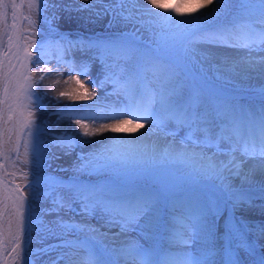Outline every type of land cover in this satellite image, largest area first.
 Segmentation results:
<instances>
[{
    "label": "rangeland",
    "instance_id": "1",
    "mask_svg": "<svg viewBox=\"0 0 264 264\" xmlns=\"http://www.w3.org/2000/svg\"><path fill=\"white\" fill-rule=\"evenodd\" d=\"M43 1L46 2L45 6L38 0V8L29 10L27 3L25 2L24 7L17 10L18 12L22 13L23 16H29L33 23L29 24L27 20L23 19L18 20V30L16 31L17 38H15L14 44H12V41H9V35H4L3 37V41L6 42L5 49L3 51L0 49V60L3 61L4 65L1 70L3 77L9 74L12 64H15L17 68H19L17 59L13 57L10 64L9 57L12 56V54H16L19 50L22 51L27 45L28 41L24 40L23 37H31V39L36 43L40 42L42 47H35V51L32 50L33 48L30 49L33 53H38V55H34L32 57L33 63H31L28 68L30 69L28 75L30 76V82L36 90L34 97L28 96L26 93H24L20 100H17L15 95L17 83L15 80L9 83L8 80L4 79L5 81L1 86L0 101L3 102L0 103V169H2V171L4 170L2 162L5 163L7 159L10 161V158H8L10 155L7 152L14 151V148L12 147L16 148V152L14 153L16 154V159L12 160V165L13 168L17 170L15 173L18 172V174H16L17 177H22L20 168L21 165L30 166L36 170L46 172L49 171L48 168H50V165L53 163L56 166L59 165L60 172L58 173L60 174L76 172L80 169L81 172L91 171L90 173L93 175L98 171L100 173L102 172L101 169L98 170L94 168L93 171V168H91V166H94V161H96L97 158L100 159L102 157L118 159L120 161L119 163L121 164L120 168L122 173L130 172L128 164L140 163L145 166H152L158 161L171 160L177 163L179 160L177 156L171 157L170 155L165 154L152 158L136 157L127 154L122 150L121 147L113 148L109 147L108 144H102L100 141L101 139L97 137H91L85 141L82 140L80 138L81 130L78 131L79 129H73L70 125V122L79 120V124H81L80 126L83 125L84 127V125L87 123V116L80 118L74 115L73 117L76 119H69L67 121L65 120L66 122L60 123V121H56V116L51 111V109L47 108L59 106L62 104V102L77 104L75 101H80L83 98L82 89L79 90L74 88L73 90H68L67 88H64L61 92L49 91V89H47L41 81L40 65L38 63V56L44 52L47 53L51 50H63L62 46H66V39L63 37L45 36V33L47 32L53 33L55 31H61L63 34L71 36L72 34L84 33L77 32L80 30L79 28L85 29L83 31H88L92 34L98 35L109 34L112 31L122 33L123 36L115 37L118 38L119 41L126 43L127 46L122 45L116 53L111 54L108 45H106L104 49L106 58L99 57L98 61L93 54L95 42L92 41L91 44H88V56L86 58H80L82 60L87 59L89 63H91L88 65V69L91 72H93L92 65L94 62H98L95 67L97 72H100V70H106L111 73L114 71H120V74L116 77L118 78L119 82L120 78L123 77V79L127 81L129 80L130 83L135 84L132 82L133 78L131 71L133 64L136 62L140 52L144 54L149 51V49H144L139 44V42H144L145 40L150 41L152 44H156L160 49L161 54H164L165 56L177 57L184 63L183 67L178 65L174 66L176 67L175 73L182 74L183 76L189 75L194 83H198V85L206 87L212 93L228 92L226 90H218L217 85H215V81L203 77L205 68L207 70H209V68L207 63L202 61V59L199 57V54L197 55L195 50L196 48H194L192 43H179L175 38L174 29L170 28L166 23L158 21L153 15V13H161L163 15H171V13H164L163 10L156 11V9H153L152 6L147 4V0H78L77 2L75 0ZM16 2L19 4L20 0H16ZM110 6H113V8L111 9ZM12 11L13 10L9 4L7 8V22L9 21V24L12 21ZM240 11L246 14L245 9L235 5L233 0H224L221 11L215 16L218 18L219 16L226 15L227 13H239ZM227 16L224 17L222 22L227 18ZM222 18L223 17H220L219 19ZM212 23L210 25H212ZM107 28V32L103 30ZM3 31H0V41L3 36ZM12 33L15 34V32ZM43 38H46L44 43L41 40ZM9 47L11 48L9 49ZM258 52L264 53V51ZM164 60L165 59L163 58L161 63H157L156 65L166 71L167 69L166 66L164 67ZM148 74H150V76L146 77L147 81H149L148 85L152 84V87L156 88L157 91L164 90L157 88L155 86L156 84L158 86L166 85L168 82H174L176 80L171 75H165L166 77L164 76L161 78V76L153 77L151 71H148ZM98 75H103V72H100ZM235 77L239 78L241 76ZM250 78L246 80L254 81L250 80ZM240 79L244 80V78ZM136 81L143 83L141 77H139ZM20 83H23V81L21 80ZM6 84L9 88L8 94H5L4 92V87ZM185 87L186 81L184 82L183 89L182 84H178L177 90H169V93L174 96L176 92V97L181 98L186 93L184 92ZM204 96L205 92L199 90V95L197 97L198 100H204ZM38 97L40 101L37 100ZM99 104L106 105V101L102 100L99 102ZM102 111L103 110L97 111V114L108 116L106 112ZM223 111L225 110L222 108V112ZM197 113L208 114V111L205 107H200ZM159 115H161V112H153V116L159 117ZM28 121H31V124L25 127ZM200 122V119L194 121V123ZM158 123L162 124L164 123V120L159 117ZM157 128L161 129L159 126H157ZM56 130L69 132V137L76 140V146H74L72 151L68 150L69 147L67 145H70L69 143L71 142L67 138H65L66 140L61 142V144L58 143L60 140L55 142L49 138L48 134H50V131ZM165 131L166 130H164V132ZM174 136H177L179 139L178 135H173V137ZM77 137L79 140H77ZM25 141L28 142L27 149L25 148ZM148 143L149 142H145L142 145V149H148L151 151V149H153V145L152 143ZM75 149H78L77 152L74 151ZM194 163H191L189 166L193 168L194 174L197 177H200L201 175L198 174V170L200 169L201 171L199 172L202 174L201 167H203V165L201 163L199 164V162L195 164ZM186 165L187 163L180 166ZM110 168L111 167L104 166V172L110 174ZM135 170L136 175L132 176L131 174L135 181H144L146 184L149 181L150 183L155 182L163 185L162 179L160 177L152 178L149 175L151 172H148L144 169ZM199 177L197 181L199 180ZM204 178H206L207 182L212 181V178L209 175L204 176ZM171 186L174 187L175 185L171 184ZM3 187L4 186H2L0 183V213H2V215H0V239L3 242L2 246H6L9 242H11L12 238L15 240L16 244V242L19 241V237L26 229L20 231L18 234L16 223V205L19 203L17 199L20 196L19 192H15L14 188L11 189ZM167 187L168 186H166V188ZM38 188L39 187L30 185L29 187H26L27 192L24 190L27 195V199H25V201L30 205V208L33 212V226L31 230L29 229L28 231V233H31L32 237L30 240L25 239L21 246L16 244L15 247L17 249L14 247L13 250L11 249V251L7 253V260L5 261V264L8 262L10 263L11 259H14V257H16L17 260L23 251L24 245L27 242L28 248L26 249L31 256V264H86V260L96 261L97 259L99 264H116L117 260L118 264H140V261L145 259L144 256L147 255V253L142 248H136V252L126 250V247H123L124 245L114 244L111 239H107L106 237L104 238V235L101 233V235L99 234V236H96L97 232L94 231L92 223L100 222V219H108L103 217L107 214L99 209L93 198L90 199L89 204H86L87 207L84 208L91 209L93 215H95L97 218L85 213L88 215V218L92 223L91 226L86 225L84 227V225H81L79 222L71 219L69 216L66 217L64 221H60V219H64L63 217L65 216V213L73 211V206H75L74 204L78 201V199L70 200V204H67L66 199L69 200V198L72 197L70 195L68 197L56 198L54 201H52L51 196L53 195L54 189L50 190L49 192L46 190L39 191V194L37 192ZM201 188L204 187H202L198 182V188L196 189ZM162 198H164V196L159 195L158 202ZM63 201L65 202L63 203ZM158 202L155 200L153 206L154 208L160 207V202ZM60 203L61 212H59V210L56 212L54 209L57 205H60ZM217 210L218 209L208 210L202 208L201 213L207 212L210 214L212 216V224L217 226L219 224L218 222H220V213H218ZM72 218H74V214L72 215ZM112 220L117 221L116 219ZM59 222H64L65 225L67 224L69 226H65ZM76 230L79 232L78 235L86 234L92 243L106 251L103 252L104 256L100 257L101 260L97 254L99 252L95 251L93 254L86 249H81L76 244L68 243V245H66L61 242L62 238H66L67 240L69 237H73V232ZM97 237L99 239L103 238L102 241L104 244L98 242ZM218 241L220 242V239H218ZM210 243L215 244L217 242H215V239L213 238ZM177 246H179V243H176V247ZM227 246L229 247L231 245L228 244ZM16 253L17 255H15ZM209 253H215L217 256L215 258L217 263L212 261L211 264H221L220 260L225 259V255L219 251L212 250ZM238 253L242 255V259L245 260L247 256L254 261L247 249H243L241 251L238 250ZM173 255L174 254L172 252L166 251L165 256L167 259L163 260L152 259L149 255L147 256L153 260L152 264H158V262L169 264L172 260L170 257ZM4 258L5 255L3 256L2 260H4ZM133 258L136 261L133 260ZM146 261H148L147 258Z\"/></svg>",
    "mask_w": 264,
    "mask_h": 264
},
{
    "label": "bare ground",
    "instance_id": "2",
    "mask_svg": "<svg viewBox=\"0 0 264 264\" xmlns=\"http://www.w3.org/2000/svg\"><path fill=\"white\" fill-rule=\"evenodd\" d=\"M75 1L77 2L78 0ZM162 2L172 6L176 5L178 0H162ZM191 6L193 5L189 4L187 0H180L182 10L187 11ZM213 6L209 5L208 7L211 8ZM207 10L201 9V11ZM171 15L177 20L189 18L177 16L174 12ZM193 15H198V13ZM211 23L212 25H210ZM243 25H245V21L239 15L232 14L227 16L223 22L214 15L202 27L206 30H217L232 27L239 28ZM190 39L192 45L196 48L197 55L199 54L202 61L208 65L209 70L204 67L203 77L213 80L217 85L228 89L230 92L225 95L232 97L238 102L241 121L238 122L234 118L224 121L220 114L213 116L215 120L221 123L217 128L218 137L220 140L225 141V145L220 152L215 153L211 144H209V148H204L200 145L178 141L172 135L155 129L154 125L150 123L152 120H133L132 116L126 118L124 115H120L116 119L97 116L94 114L97 107L93 105H86L88 108L85 109L89 112V118H87V123L84 127L83 125L80 126L81 124H77L76 121H71L70 125L73 129L81 130L80 138L82 140L85 141L91 137H97L101 139L102 144H108L109 147L113 148L121 147L123 151L132 156L152 158L168 154L171 157L177 156L179 165L186 163L190 165L194 162L201 163L203 167H201L202 174L199 172L201 170H198V174L201 175L200 177L198 176L199 184L202 187L214 185L217 197L222 198V204L217 212L220 213L222 208L231 204L237 218L242 223V230H239L240 235L246 237L248 248L264 259V222L262 221L264 219V156L259 155L258 150L255 154L248 150L246 157L244 154L246 151L244 144L248 141H257L256 137H259L260 126H256L255 130H253L249 121L251 119L261 120L264 118V66H260L258 63L253 66L250 63L252 58H256L258 61L260 57H264V53L258 51L248 53L244 49L202 43L199 42L196 36ZM62 54H64L63 51L55 50L39 58L41 81L49 91L61 92L64 88L68 90H73L74 88L82 89L83 99L85 100L97 96L93 92L94 90L99 92L100 96L108 92L114 96H131V92L128 89L120 91L119 88L115 87V89L109 91L110 88H106V83L91 79L84 69L69 71L67 67L68 65H73V58H65ZM235 76L241 77L236 78ZM240 78H244V80ZM248 78L254 81L246 80ZM77 80L80 83H77ZM153 97L155 103L152 105L155 106H168L172 101L171 97L165 94L156 95L151 92L147 94L146 99L150 103ZM130 120L132 122L128 123ZM114 124L119 125L116 131H113L111 127ZM137 124H143L144 127H137ZM85 131L92 134L85 136ZM145 142L152 143L153 149L151 151L142 149V145ZM236 148H239L241 152H235L234 149ZM206 175L211 176L212 181L207 182L206 178H204ZM143 197L150 198L147 193L143 194ZM164 200L165 198H162L159 202L161 203ZM148 201L151 203H147L142 207L143 211L140 213L139 219L131 225L126 224V220H122L118 224L120 227H117V222L115 221L109 224L97 221V223H92L84 212L81 213L77 210L74 212V219L85 226H91L92 223L94 231L97 232L96 236L101 233L104 238L111 239L114 244H122L124 245L123 247H126L125 249H132L139 247L141 243H148L151 240V236L145 232L143 226L147 216L148 219H153L159 208L153 207L155 200L150 199ZM182 203V200L172 197L169 206L177 207ZM149 209L151 210L148 213H144ZM179 209L188 210L182 216L184 219L178 216L165 218V215H163L164 220L170 227V232L178 236L182 231L188 229L189 224H195V222L200 221L198 217L200 214L197 213L198 208L192 209L185 202ZM232 217L238 224V220L233 213ZM247 231L251 233H246ZM24 232L26 233L27 230H24ZM23 237L24 233L19 237V242L22 241ZM167 237L170 241L165 242L166 245L170 243L168 245L169 248L176 246V243H179L177 247L180 249L196 248L195 243L191 240L182 238L176 242L172 239L171 233ZM102 239L98 238L100 242L104 243ZM147 260L145 257L142 261L150 264L148 258ZM210 263L208 262V264Z\"/></svg>",
    "mask_w": 264,
    "mask_h": 264
},
{
    "label": "snow or ice",
    "instance_id": "3",
    "mask_svg": "<svg viewBox=\"0 0 264 264\" xmlns=\"http://www.w3.org/2000/svg\"><path fill=\"white\" fill-rule=\"evenodd\" d=\"M25 2L29 10L33 8H38L39 3L38 0H20L18 4L16 0H0V31H3L7 26V8L9 4L12 8V24L11 28L14 30H18V20H27L29 24H32L33 21L29 16H23L22 13L18 12V9H22L24 7ZM40 3L43 0H39ZM187 2L193 6H191L187 11L182 10L180 7V0H178L176 5L169 6L166 3L162 2V0H147V4L151 5L153 9H162L164 13H176L177 16L180 17H189L188 19L177 20L171 15H163L161 13H153V15L157 18L158 21L166 23L170 28L174 29L175 38L181 44L191 43V37L196 36L199 42L215 44L218 46L232 47L234 49H244L248 53L254 51H264V0H261L260 3V12L259 16L253 23L243 25L239 28H223L217 30H206L203 29V25L207 23L212 16L219 14L224 4V0H187ZM209 5H214L209 8ZM201 9H208L207 11H201ZM198 13V15H193ZM19 39V37H18ZM24 40L28 41L27 45L24 47V57L21 59L19 57V53L12 54L9 57V63L11 64V59L14 57L17 59L19 63V68L15 64L11 65V69L8 75L4 76V79L8 80L11 83L13 80L16 81L17 87L15 89V95L17 100H20L21 96L26 93L30 88H32V83L30 82V76L25 75L24 71H27L29 65L33 63L32 57L34 55H38V53H33L30 49L35 47H42V45H37V43L31 39V37H23ZM9 41H12V36H9ZM27 61L28 63H25ZM250 63L254 66L257 63L260 66H264V57H260L257 61L256 58H252ZM4 67L2 60H0V69ZM24 70V71H21ZM23 83H20V81ZM77 83H80L77 80ZM5 94H8L9 88L7 84L4 87ZM3 101H0L2 103ZM155 103V99L153 97L152 101L148 104H145L143 107L139 103L134 101L130 102L128 110L124 112H117L114 117H106L110 119H116L120 115H130L133 120L143 119L145 121H150L153 116V108L152 104ZM142 112V115H137L136 113ZM132 121H128L131 123ZM77 124L80 123L79 120L76 121ZM31 124V121L25 125L27 127ZM113 131L118 130L119 125L114 124L111 125ZM137 127H144L143 124H137ZM85 131L84 135H91ZM259 155L264 156V118L260 121L259 127ZM25 148H28V142L25 141ZM250 151L255 154L257 151V145L255 140L252 141L249 146ZM246 149L245 155L248 154V150ZM19 203L16 205L17 210V229L18 234L20 231H23L28 224V220H26L24 215L25 210V197L21 194L18 198ZM143 211L141 207H137L135 210V215L129 217L125 223L131 225L136 220L139 219L140 213ZM2 215V213H0ZM190 230L191 226H189V232H186V236L190 238ZM18 238V237H17ZM86 264H99L98 261H88ZM140 264H146L144 261H140ZM178 264H200L199 261L196 260H182L179 261ZM230 264H238V262L231 261Z\"/></svg>",
    "mask_w": 264,
    "mask_h": 264
}]
</instances>
